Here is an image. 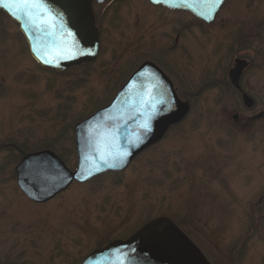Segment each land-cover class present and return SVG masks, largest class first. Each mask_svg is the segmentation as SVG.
I'll list each match as a JSON object with an SVG mask.
<instances>
[{
  "label": "rangeland",
  "instance_id": "obj_1",
  "mask_svg": "<svg viewBox=\"0 0 264 264\" xmlns=\"http://www.w3.org/2000/svg\"><path fill=\"white\" fill-rule=\"evenodd\" d=\"M147 5L117 0L108 7L100 56L65 73L41 68L18 25L0 16V264H82L93 251L161 217L211 264H264V215L244 213L227 190L236 186L242 196L252 189L215 180L202 166L213 153L224 165L236 163V149L241 159L263 141L261 133L231 132L214 117L244 110L238 93L222 81L235 57L254 59L246 78L264 106V0H227L215 22L203 26L189 13ZM180 28L185 50L167 51ZM231 45L236 50L223 61ZM147 59L176 79L181 100L191 105L185 121L124 172L74 183L45 204L29 201L17 185L23 157L49 150L74 172L75 126L106 107Z\"/></svg>",
  "mask_w": 264,
  "mask_h": 264
},
{
  "label": "water",
  "instance_id": "obj_2",
  "mask_svg": "<svg viewBox=\"0 0 264 264\" xmlns=\"http://www.w3.org/2000/svg\"><path fill=\"white\" fill-rule=\"evenodd\" d=\"M93 0H43L40 8L23 15L11 0H0V11L20 26L33 59L59 73L91 64L100 53ZM154 6L183 10L212 24L227 0H148ZM8 4V7H5ZM16 12L13 15V12ZM66 48L71 56H60ZM247 67L237 61L230 73L239 80ZM167 101L166 106L161 101ZM248 108L253 101L244 95ZM173 83L156 65L145 62L129 78L113 101L75 126L76 170L72 172L52 151L26 154L16 167L17 185L34 204H45L72 184H85L108 173L124 172L143 152L158 144L168 130L190 112ZM107 160V164L103 163ZM82 264H211L202 251L171 220L147 223L129 239L114 240L95 250Z\"/></svg>",
  "mask_w": 264,
  "mask_h": 264
},
{
  "label": "flooded vegetation",
  "instance_id": "obj_3",
  "mask_svg": "<svg viewBox=\"0 0 264 264\" xmlns=\"http://www.w3.org/2000/svg\"><path fill=\"white\" fill-rule=\"evenodd\" d=\"M117 0H93L92 1V6H93V12L95 15V20H96V27L100 33V41H101V45H100V53L103 47V40L105 37V34L107 33L104 25H103V18L105 16V12L108 9V7L112 6ZM145 4L147 3L148 5H150L151 7L155 8V9H162L164 11L167 12H179V13H187L185 11H181V10H170L167 8H164L162 6H153L148 0H144ZM147 5V6H148ZM0 16H3L7 19H9L5 13H3L2 11H0ZM145 17V16H144ZM158 21H163V19L157 18ZM10 20V19H9ZM198 20V19H197ZM11 21V20H10ZM200 22V25L203 26L204 25H208L200 20H198ZM155 21H153L154 23ZM14 23V22H13ZM182 26V25H181ZM19 27V25H18ZM183 28L185 26H182ZM179 30H182L181 32H178ZM177 31V35L176 38L174 40V45L173 47L167 46V51H176L178 49L184 51L185 47L184 45L181 43V39L184 37V33H183V29H179ZM140 36V33H139ZM243 34L241 35V40H242ZM137 38L135 37L134 39H136L137 42ZM240 40V42H241ZM160 42V40H159ZM239 42V44H240ZM160 44V43H159ZM238 44V45H239ZM247 41H245L243 43V48H245L246 50V46H247ZM139 46V44H138ZM236 50L234 48V46H229L227 51L225 52V55H223L224 60L225 61L227 59L228 56H230L232 54V51ZM151 51V50H150ZM162 52V50H160ZM250 55V54H249ZM100 56V54H99ZM254 59H252L250 56H242V57H235L232 60L233 66L227 68V70L225 69L224 74H223V78L222 81L224 82L225 80L227 81V84L229 87H231L233 90H235L238 94L237 96H239L240 99H242V103H243V107L244 110L241 109V111L235 110L233 112H217L215 115V119L217 121V124L220 126H225L227 128V130L234 132V133H238V134H243V135H247V136H252L256 133H261L262 135H264V106L259 108V101L255 98V96L252 94V90L250 89V84L249 81L247 80V73L248 70L250 68L253 67V61ZM237 61H244L247 63V67L243 70L241 76H240V80H239V86L240 88H236L234 86V84L231 81V77H230V73L233 69H235L236 65H237ZM145 62H150L153 63L154 65H156L154 62L147 60L142 61L133 71V73L125 80L124 84L121 86V88L126 84V82L129 80V78L139 69V67L141 65H143ZM159 69H161L158 65H156ZM262 64L257 65V68H261ZM176 72L178 71L177 69H175ZM161 71L170 79V81L173 83L174 88L176 90V93L180 98V94L178 91V88L176 86V79L175 78H170L162 69ZM177 74H180V70L179 73L177 72ZM226 78V79H225ZM178 79V78H177ZM221 79V78H220ZM219 79V74H218V78L216 79V81L214 83L219 84L220 80ZM176 81V82H175ZM121 88L117 91V93L121 90ZM116 93V95H117ZM115 95V96H116ZM244 95H247L248 97H250L253 101V106L251 108H248L245 103H244ZM114 96V97H115ZM113 97V98H114ZM113 100V99H112ZM187 102V101H185ZM190 104V102H189ZM191 107V105H190ZM259 108V110H258ZM191 111V109H190ZM190 114V112H189ZM188 114V115H189ZM219 114H221V116H218ZM185 121V119L182 120L181 123H183ZM181 123H179L178 125H180ZM172 126L168 132L178 126ZM167 132V133H168ZM166 133V134H167ZM254 150H256V153H252V152H248L246 154L245 157L243 158H239L240 156V151L239 149L235 150V154L238 159H233L234 162L236 163H232L230 162L229 165H224V160L220 159V157H218L217 153H213L208 160H206L205 164L202 165L205 169H208L210 175L212 176L211 178H215V180L218 178L221 180H225V178H229L232 181H235L236 183L240 182V187H242L241 183L244 184V188L248 189H252L251 194L249 193L248 195H242V196H238L235 193H240V191H236V186H233L232 189L229 188L228 193L230 195V200L233 199L234 205L235 203L238 201L240 202L241 205V209L244 210V213H263L264 215V138L263 141H261L260 143L256 144V146H254ZM252 151V150H251ZM256 154V155H255ZM207 163V164H206ZM226 169L227 174L226 176H222L221 170L219 169ZM238 187V185H237ZM243 188V189H244ZM215 192V191H214ZM216 194H218V192H215ZM246 200H248L246 202ZM260 213V214H261ZM263 222V223H262ZM262 225L264 226V216L263 219L261 220Z\"/></svg>",
  "mask_w": 264,
  "mask_h": 264
},
{
  "label": "snow or ice",
  "instance_id": "obj_4",
  "mask_svg": "<svg viewBox=\"0 0 264 264\" xmlns=\"http://www.w3.org/2000/svg\"><path fill=\"white\" fill-rule=\"evenodd\" d=\"M205 2H208V0H205ZM211 3H219L221 0H210ZM12 7H14L17 11H19L23 15H30V12L32 9L40 8L43 5V0H11ZM8 4H5V7H8ZM16 12H13V15H15ZM72 50L70 48H66L63 51L60 52V56H71ZM162 105L167 104V101L162 100ZM103 163L107 164V160H104Z\"/></svg>",
  "mask_w": 264,
  "mask_h": 264
},
{
  "label": "bare ground",
  "instance_id": "obj_5",
  "mask_svg": "<svg viewBox=\"0 0 264 264\" xmlns=\"http://www.w3.org/2000/svg\"><path fill=\"white\" fill-rule=\"evenodd\" d=\"M225 3H226V2H225ZM223 6H224V5H223ZM223 6H222V7H223ZM221 9H222V8H221ZM173 11H174V10H173ZM175 11H176V10H175ZM177 11H178V10H177ZM181 11H182V10H181Z\"/></svg>",
  "mask_w": 264,
  "mask_h": 264
}]
</instances>
